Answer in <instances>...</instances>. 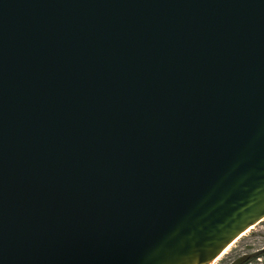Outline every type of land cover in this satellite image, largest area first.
Wrapping results in <instances>:
<instances>
[{"label": "water", "instance_id": "95a60500", "mask_svg": "<svg viewBox=\"0 0 264 264\" xmlns=\"http://www.w3.org/2000/svg\"><path fill=\"white\" fill-rule=\"evenodd\" d=\"M264 219V0H0V264H209Z\"/></svg>", "mask_w": 264, "mask_h": 264}, {"label": "rangeland", "instance_id": "374dc122", "mask_svg": "<svg viewBox=\"0 0 264 264\" xmlns=\"http://www.w3.org/2000/svg\"><path fill=\"white\" fill-rule=\"evenodd\" d=\"M230 249L219 257L213 264H227L238 255L243 253H253L254 251L264 249V219L259 224L254 226L249 231L242 234L233 244ZM249 264H264L263 259H257Z\"/></svg>", "mask_w": 264, "mask_h": 264}, {"label": "trees", "instance_id": "16d2710c", "mask_svg": "<svg viewBox=\"0 0 264 264\" xmlns=\"http://www.w3.org/2000/svg\"><path fill=\"white\" fill-rule=\"evenodd\" d=\"M264 258V249L254 251L253 253H243L242 255H238L231 259V261L227 264H249L257 259Z\"/></svg>", "mask_w": 264, "mask_h": 264}, {"label": "bare ground", "instance_id": "6f19581e", "mask_svg": "<svg viewBox=\"0 0 264 264\" xmlns=\"http://www.w3.org/2000/svg\"><path fill=\"white\" fill-rule=\"evenodd\" d=\"M235 242V241H234ZM233 244V243H232ZM231 245V244H230ZM228 246L226 249H224L221 253H220V255L213 261V262H211V263H209V264H213L216 260H219V257L220 256H222L223 254H225L229 249H230V247L231 246Z\"/></svg>", "mask_w": 264, "mask_h": 264}]
</instances>
